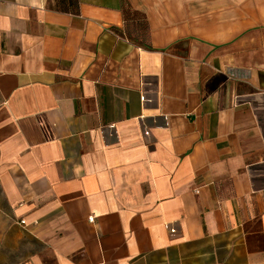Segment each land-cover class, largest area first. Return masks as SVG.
<instances>
[{"label": "crops", "instance_id": "0c3cea01", "mask_svg": "<svg viewBox=\"0 0 264 264\" xmlns=\"http://www.w3.org/2000/svg\"><path fill=\"white\" fill-rule=\"evenodd\" d=\"M65 6L0 0V264H264V0Z\"/></svg>", "mask_w": 264, "mask_h": 264}, {"label": "trees", "instance_id": "16d2710c", "mask_svg": "<svg viewBox=\"0 0 264 264\" xmlns=\"http://www.w3.org/2000/svg\"><path fill=\"white\" fill-rule=\"evenodd\" d=\"M59 2L61 3L62 2V5L64 6V8L66 7L65 4H66V0H59ZM147 46V45H146Z\"/></svg>", "mask_w": 264, "mask_h": 264}, {"label": "built area", "instance_id": "2783aa9c", "mask_svg": "<svg viewBox=\"0 0 264 264\" xmlns=\"http://www.w3.org/2000/svg\"><path fill=\"white\" fill-rule=\"evenodd\" d=\"M93 218H94L93 216L90 217L91 220H93ZM20 222H21L22 224H24V223H25V220H21Z\"/></svg>", "mask_w": 264, "mask_h": 264}, {"label": "rangeland", "instance_id": "374dc122", "mask_svg": "<svg viewBox=\"0 0 264 264\" xmlns=\"http://www.w3.org/2000/svg\"><path fill=\"white\" fill-rule=\"evenodd\" d=\"M144 36H145V33H144ZM144 36H142L144 38Z\"/></svg>", "mask_w": 264, "mask_h": 264}]
</instances>
